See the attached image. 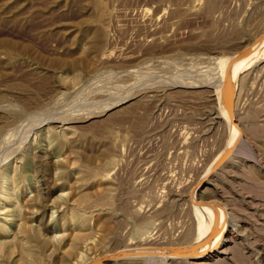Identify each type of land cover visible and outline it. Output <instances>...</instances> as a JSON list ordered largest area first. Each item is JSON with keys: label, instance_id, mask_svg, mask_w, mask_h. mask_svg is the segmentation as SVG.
<instances>
[{"label": "rangeland", "instance_id": "obj_1", "mask_svg": "<svg viewBox=\"0 0 264 264\" xmlns=\"http://www.w3.org/2000/svg\"><path fill=\"white\" fill-rule=\"evenodd\" d=\"M259 42L264 0H0V264H264Z\"/></svg>", "mask_w": 264, "mask_h": 264}, {"label": "bare ground", "instance_id": "obj_2", "mask_svg": "<svg viewBox=\"0 0 264 264\" xmlns=\"http://www.w3.org/2000/svg\"><path fill=\"white\" fill-rule=\"evenodd\" d=\"M259 46H264V42H259V43H256V44H254L253 46H252V48H257V47H259ZM260 48V47H259ZM260 50H262L261 48L260 49H257V50H254V51H252V52H258V51H260ZM229 75H230V73L228 74V77H227V80H226V83H225V86H224V94H222V99H221V102H223V104H224V112H225V114H226V117H227V121H229V123H231L232 121H231V118H232V116L230 117V111H229V107H228V102H227V100L228 99H226V94H225V91L228 93L229 92V90H228V82H229ZM227 88V89H226ZM226 89V90H225ZM222 105V104H221ZM222 107V106H221ZM225 109H227L226 111H225ZM231 121V122H230ZM232 125V128L231 129H233L234 130V128H236V127H234V123L233 124H231ZM230 126V125H229ZM229 128V127H228ZM230 129V130H231ZM234 132V131H233ZM230 133V132H229ZM231 133H232V131H231ZM236 134V133H235ZM232 137V136H231ZM230 137V138H231ZM235 137H237L238 138V136H235ZM232 139V138H231ZM234 140H237V139H234ZM230 143V142H229ZM228 143V144H229ZM235 144L237 143V141L236 142H234ZM233 143V144H234ZM232 143L229 145V146H227V147H225V148H227V149H225V150H223V152L218 156V158H217V160L212 164L213 166H211L212 168L211 169H209L208 171H211V172H213L214 170H215V167L216 166H218V164H220V166L225 162L224 161V158L231 152V150L233 149L232 148ZM233 147H235V146H233ZM233 151V150H232ZM217 170V169H216ZM208 171H207V174H208ZM212 174V173H211ZM193 196V195H192ZM194 201V200H193ZM222 227V226H221ZM219 228V230H215L216 232L214 233H210V234H208L209 236L207 237H205L204 238V242L202 243V241H200V244H209V245H207V247H206V249H203L200 253H202V252H207V251H209V250H211V251H215L216 253H217V249H220L221 247H223L224 246V244L226 245V243H227V241L230 239V237H231V231H229V230H225V231H223L224 230V228ZM225 227V226H224ZM216 239V240H215ZM212 240V241H211ZM215 240V241H214ZM231 240V239H230ZM214 241V242H213ZM199 244V245H200ZM205 245V246H206ZM195 248V247H194ZM205 248V247H204ZM194 250V249H193ZM222 250V249H221ZM196 251V250H195ZM195 251H191V252H188L187 254L189 255L190 254V256L193 254V253H195ZM196 252H198V251H196ZM214 252V253H215ZM210 253V252H209ZM184 254V253H183ZM182 254V255H183ZM198 255V254H197ZM82 264V263H81Z\"/></svg>", "mask_w": 264, "mask_h": 264}, {"label": "water", "instance_id": "obj_3", "mask_svg": "<svg viewBox=\"0 0 264 264\" xmlns=\"http://www.w3.org/2000/svg\"><path fill=\"white\" fill-rule=\"evenodd\" d=\"M245 53H247V52L245 51L244 53H242V55H245ZM229 85L231 87L230 81H229ZM229 90L230 91L227 93V97H228L227 102H228V107H229L228 109L231 112V110L233 108L232 107L233 101H232V90H231V88ZM203 246H205V245L204 244L199 245V249L202 248ZM159 250L167 251V252H170V251L171 252H191V251H193L191 249H184V248H177V247H167V248H162ZM146 255H149V254L144 253L143 250H140V249L139 250L119 251V252H116V253L108 256V257L91 260V261L87 262L86 264H104L107 262H112V261H116V260H120V259L132 258V257H142V256H146Z\"/></svg>", "mask_w": 264, "mask_h": 264}]
</instances>
